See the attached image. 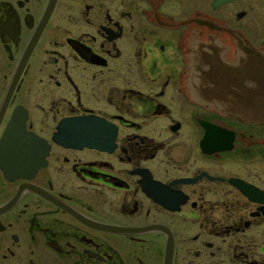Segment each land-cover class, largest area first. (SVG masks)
Masks as SVG:
<instances>
[{"label": "flooded vegetation", "instance_id": "af4514ba", "mask_svg": "<svg viewBox=\"0 0 264 264\" xmlns=\"http://www.w3.org/2000/svg\"><path fill=\"white\" fill-rule=\"evenodd\" d=\"M212 2L0 0V264H264V0Z\"/></svg>", "mask_w": 264, "mask_h": 264}, {"label": "water", "instance_id": "95a60500", "mask_svg": "<svg viewBox=\"0 0 264 264\" xmlns=\"http://www.w3.org/2000/svg\"><path fill=\"white\" fill-rule=\"evenodd\" d=\"M223 1H225V0H213V2H212V4H218V3H220V2H223ZM216 103L217 104H220V102L219 101H216ZM254 117H257V116H259L258 114H256V115H253ZM261 116V115H260ZM262 117V116H261ZM16 123V117L15 116H13V118H11L10 119V121L8 122V126H7V133L4 135V137L2 138V140H10V139H15V138H17V137H15V134H16V132H14L13 130H12V127H13V124H15ZM86 124L88 125V126H91V127H94V125L95 124H98V121L97 120H88L87 122H86ZM89 134H92L93 133V131L91 130L90 132H88ZM28 138V137H27ZM29 138H33L32 136H29ZM62 138V137H61ZM88 140H93V136H90V138H88ZM3 142H1V144H2ZM88 143V142H87ZM5 147H8V146H5ZM13 148V147H12ZM7 161V160H6Z\"/></svg>", "mask_w": 264, "mask_h": 264}]
</instances>
